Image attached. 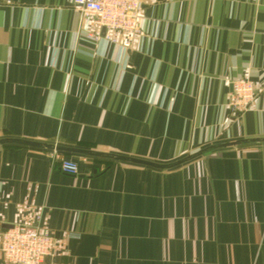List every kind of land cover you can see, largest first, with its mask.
Returning a JSON list of instances; mask_svg holds the SVG:
<instances>
[{"label":"crops","instance_id":"0c3cea01","mask_svg":"<svg viewBox=\"0 0 264 264\" xmlns=\"http://www.w3.org/2000/svg\"><path fill=\"white\" fill-rule=\"evenodd\" d=\"M140 23L122 49L75 0H0V139L100 153L57 150L73 175L0 143V238L37 222L42 264H264V0H143Z\"/></svg>","mask_w":264,"mask_h":264},{"label":"built area","instance_id":"2783aa9c","mask_svg":"<svg viewBox=\"0 0 264 264\" xmlns=\"http://www.w3.org/2000/svg\"><path fill=\"white\" fill-rule=\"evenodd\" d=\"M75 4L79 11L93 20L98 31L89 37L95 40L104 39L127 49L132 45L133 35L142 30L143 0H75ZM103 28L105 34L101 33ZM121 36L126 37L122 39ZM231 83L229 109L233 116L239 117L252 107L257 95L256 84L245 76L235 78ZM51 156L53 163L62 171L73 175L79 173L76 160L59 157L55 148ZM56 248L54 236L37 222L14 224L1 232L0 252L10 264H42L47 256L54 255Z\"/></svg>","mask_w":264,"mask_h":264},{"label":"water","instance_id":"95a60500","mask_svg":"<svg viewBox=\"0 0 264 264\" xmlns=\"http://www.w3.org/2000/svg\"><path fill=\"white\" fill-rule=\"evenodd\" d=\"M103 32H105V28H103ZM18 143V144H26V145H31V146H36V147H48V148H55L56 150H61V151H66V152H78V153H90V154H100L99 152H92L88 150H82L78 148H72V147H65V146H58V145H52V144H45V143H40V142H35V141H29V140H23L19 138H3L0 139V143ZM239 142H232V143H226V144H221V146H227V145H232V144H237ZM217 145L211 146V147H216ZM210 148V147H209ZM206 150V149H205ZM205 150L199 151L197 153L191 154L181 160L169 163V164H163V163H157L153 162L150 160H145V159H139V158H134V157H128V156H122V155H115L114 157L117 159H122V160H130L136 163H141V164H146L150 165L153 167H158V168H168L172 166L179 165L189 159H192L200 154H202Z\"/></svg>","mask_w":264,"mask_h":264}]
</instances>
